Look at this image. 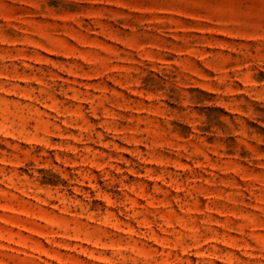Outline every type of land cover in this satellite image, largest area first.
<instances>
[{
  "label": "rangeland",
  "instance_id": "1",
  "mask_svg": "<svg viewBox=\"0 0 264 264\" xmlns=\"http://www.w3.org/2000/svg\"><path fill=\"white\" fill-rule=\"evenodd\" d=\"M0 264H264V0H0Z\"/></svg>",
  "mask_w": 264,
  "mask_h": 264
}]
</instances>
